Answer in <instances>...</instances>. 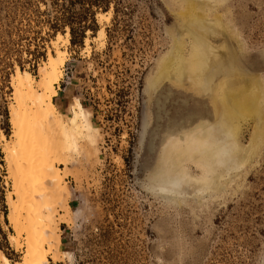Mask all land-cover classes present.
I'll use <instances>...</instances> for the list:
<instances>
[{
    "label": "rangeland",
    "instance_id": "374dc122",
    "mask_svg": "<svg viewBox=\"0 0 264 264\" xmlns=\"http://www.w3.org/2000/svg\"><path fill=\"white\" fill-rule=\"evenodd\" d=\"M116 2L106 13L98 10L94 31L88 29L82 44L72 46L67 26L50 28L60 10L50 0H0V251L11 264H23L27 250L26 235L18 236L10 219L14 163L4 149L14 141L13 76L27 71L39 81L49 54L59 49L65 63L53 102L66 120L75 107L80 125L67 136L59 131L53 136L57 159L68 160L55 161L68 195L56 204L49 200L57 237L50 264H264L263 135L255 159L222 190L162 192L155 180L172 138L220 120V83L234 59L232 66L254 72L264 83V0ZM196 3L204 24L215 18L227 23L236 41L227 29L217 30L219 35L202 32L196 26L201 18L190 15ZM192 29L212 46L229 43L227 50L217 49L221 55L238 54L214 65L202 84L179 67L163 68L176 44L184 57L191 56ZM259 110L264 117V103ZM226 119L227 133L228 128L234 133L225 141L222 132H214L212 141L235 142L228 167L216 161L203 167L198 155H184L179 160L192 180L220 172L226 181L234 163L250 158L255 122L230 113Z\"/></svg>",
    "mask_w": 264,
    "mask_h": 264
},
{
    "label": "bare ground",
    "instance_id": "6f19581e",
    "mask_svg": "<svg viewBox=\"0 0 264 264\" xmlns=\"http://www.w3.org/2000/svg\"><path fill=\"white\" fill-rule=\"evenodd\" d=\"M200 6L201 3L192 5L194 10L190 12V15H193L194 21L201 18L196 26L202 32L219 35L217 30L227 29L229 30L227 32L230 33L229 36L233 37L236 41L235 34L227 23H222L215 18L208 22L209 26L204 24L202 22L204 19L202 18L203 15L199 12ZM99 16L105 15L100 14ZM214 28L216 29L214 30ZM103 35L104 30H101L100 36ZM190 35H192L193 39L191 56L188 58L184 57L182 55V47L176 44L174 52L164 62V69L175 66L179 67L181 73L183 72L182 75H193L192 80L195 78L194 82L196 84H200V82L202 84L206 83V73L214 65L218 66L221 62L238 56L233 51L232 53L230 51H227L226 54L224 53L227 47L230 46L227 42L224 43L226 47L224 44L212 46L213 44L210 45L208 41H205L206 39L202 38L201 33H197L192 29ZM61 38L62 36L59 35L58 41ZM66 41L69 42V32L66 34ZM57 48L59 47L57 46ZM219 48H226L224 52L222 51L225 56L220 54ZM64 57V52L59 49L56 51V56L50 53L44 67L40 68L39 81H36L34 76L29 72L20 70H16V74L12 80L15 89L14 100L16 102V105L11 107L12 137L14 141L8 142L4 149L10 165L14 163L16 166L13 165L10 171L14 177V194L16 196L14 202L10 198V219L14 224L18 236L25 234L27 238V250L23 264H50L48 254L52 252L54 248L53 242L57 240L55 215L52 211V206L61 198L67 199L68 195L60 174V168L56 166L57 153L53 145V136L56 131L67 136L72 132V128L75 129L80 124H78L79 113L75 107L72 112L74 115L72 114L73 116L66 120L53 102V98L57 95L56 84L60 82L63 73ZM237 61L238 59H234V62L237 63ZM234 62L225 71L226 78L220 83V120L216 123H201L195 130L186 131L180 138H172L170 143H168V150L164 154L160 172L155 177L156 187L160 191L181 192V189L185 187H193L199 193L222 190L232 175H237L236 177H238L243 169V165L255 159L254 157L260 150V140L262 139L263 141L260 135L264 136V133L262 134L264 117L259 114V109L264 103V83L261 81L260 76L258 78L252 75L254 72L248 74L240 66H232ZM78 108L80 107L78 106ZM227 113H230L237 120L246 124L255 122L252 136V150L249 154L250 158L245 163L242 159L234 163L232 167L230 166L226 181H221L222 176L220 172L212 178L201 177L200 179L192 180L188 177V172L179 160L184 155H191V157L192 154L198 155L201 162L203 161V167L210 165L214 161L218 163L217 166L228 167L231 161L230 148L235 142L232 144H227V142L221 144V142L212 141V133L214 134V132H222L225 135L223 138L225 141L226 138L230 139L229 137L234 133L230 128H228L229 132L227 133L228 130L225 128L227 126L224 121L227 120ZM188 123L193 124L192 120ZM2 138L4 139L5 136L3 135ZM212 146H217V150L210 151V147ZM231 150H233V146ZM209 154H212L211 156L214 155V157L204 160V155ZM57 162L67 163L68 160L59 158ZM46 188L50 190V198L45 196ZM49 200H53L52 203L54 204L50 201L52 206H50ZM45 244L49 245V250L46 249ZM0 264H11L2 251H0Z\"/></svg>",
    "mask_w": 264,
    "mask_h": 264
},
{
    "label": "trees",
    "instance_id": "16d2710c",
    "mask_svg": "<svg viewBox=\"0 0 264 264\" xmlns=\"http://www.w3.org/2000/svg\"><path fill=\"white\" fill-rule=\"evenodd\" d=\"M56 10L57 15L54 16L50 24V28L56 32L61 27L69 28L70 43L72 46H80L84 39L85 32L90 29L94 31V16L98 10L106 13L109 11L111 2L118 4V0H50ZM76 6L81 9L80 13H76ZM58 8V9H59ZM117 12V11H115Z\"/></svg>",
    "mask_w": 264,
    "mask_h": 264
},
{
    "label": "water",
    "instance_id": "95a60500",
    "mask_svg": "<svg viewBox=\"0 0 264 264\" xmlns=\"http://www.w3.org/2000/svg\"><path fill=\"white\" fill-rule=\"evenodd\" d=\"M153 136H156V132L152 134V138H153Z\"/></svg>",
    "mask_w": 264,
    "mask_h": 264
}]
</instances>
